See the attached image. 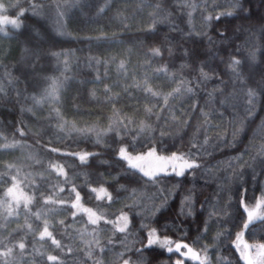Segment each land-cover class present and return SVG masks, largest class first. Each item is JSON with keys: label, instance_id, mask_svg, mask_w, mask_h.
<instances>
[{"label": "trees", "instance_id": "obj_1", "mask_svg": "<svg viewBox=\"0 0 264 264\" xmlns=\"http://www.w3.org/2000/svg\"><path fill=\"white\" fill-rule=\"evenodd\" d=\"M234 2L0 0L7 9L0 12L20 22L4 39L0 34V88L6 93L0 100V201L9 199L4 194L13 176L31 197L19 215L8 217L0 205V251L12 247L10 257L19 264H55L48 256L59 264H123L121 254L132 264L155 229L160 239L202 254L206 248L208 264H243L233 245L246 219L244 206L264 199V0H240L239 8ZM217 14L219 20L206 21ZM156 48L162 55H153ZM233 59L240 61V79L230 67ZM160 67L171 76L157 72ZM201 68L209 79L201 80ZM178 77L193 91L185 92ZM53 79L63 88L59 102L50 103L42 96ZM145 80L157 96L142 90ZM249 89L257 94L251 113ZM142 122L152 131L140 133ZM74 129L103 135L97 142L96 132L84 136ZM9 143L16 147L5 148ZM121 147L134 155L152 148L163 156L182 154L200 166L153 182L125 171ZM81 153L91 155L81 162ZM61 166L66 175L57 174ZM72 186L81 197L76 209L69 206ZM101 188L111 194L110 203L96 198ZM49 196L57 202L45 204ZM84 208L111 222L89 223ZM121 214L125 232L117 230ZM45 221L61 247L39 238ZM244 238L264 243L262 222L250 225ZM19 242L23 252L15 247ZM143 259L175 264L183 258L153 245Z\"/></svg>", "mask_w": 264, "mask_h": 264}, {"label": "snow or ice", "instance_id": "obj_2", "mask_svg": "<svg viewBox=\"0 0 264 264\" xmlns=\"http://www.w3.org/2000/svg\"><path fill=\"white\" fill-rule=\"evenodd\" d=\"M79 0H77V3ZM13 5L9 4V7H12ZM187 7H190L192 9H195L197 5L195 4H187ZM33 9L35 6H32ZM159 7V6H158ZM233 8H239L242 7L240 0H235V2L232 5ZM0 11H7L3 3H0ZM100 11H103V8L100 9ZM24 14L23 10L19 11V15L22 16ZM190 15V13H189ZM223 15L231 16V12L223 13ZM158 19H167L166 16L158 17ZM206 21H211L213 19L219 20L220 15H209L205 17ZM0 24H11L13 28H19V24L17 23V19H9L7 16H5L2 20H0ZM0 31H3V29H0ZM34 55L38 56V53H35ZM54 55H59V54H54ZM153 55L154 56H160L162 55L161 51L159 48L153 49ZM252 59L255 58L254 53L251 54ZM240 64V61L237 59H233L230 62V67L232 69V72L235 76V78L240 79V73L238 71V66ZM121 68H123V64L120 65ZM183 67V65H182ZM157 72L164 73L166 76H171V73L168 72L166 67H160L157 69ZM200 76L201 80H207L209 79L208 73L204 72V70L201 68L200 69ZM177 80L179 81L180 84L184 85V91L185 92H192L193 89L192 87L188 86V82L184 81L183 78L178 77ZM11 81H9L10 83ZM175 82V81H174ZM139 86V85H137ZM63 88V82L62 81H57V80H52L49 87L44 90L42 99L47 100L50 103L53 102H59L60 99V91ZM143 91L150 93L152 96H157L158 93L154 92L153 89L148 85L147 81L145 80L144 85H143ZM174 91L176 93L181 92V88L177 86ZM5 89L0 88V100L4 99L5 95ZM248 103L249 105H252V107L249 108V113L254 111L255 108V101L257 98L256 92L253 90L249 89L248 90ZM35 102L37 104L41 103L42 100H36L35 97H33ZM168 102V97H164V104L166 105ZM31 109H29L30 111ZM147 112H151V109H146ZM119 115V114H117ZM119 123L121 126L125 129H127V124L123 123V120H119ZM131 123V121H129ZM75 131L79 132L80 134L87 136L90 132H96L97 134V142H99V137L103 135L102 133L96 131L95 129H74ZM108 131H117V129H113L111 126H109ZM140 133H144L145 131L151 132L152 129L150 126L143 124V122L140 125L139 129ZM23 135V132L20 133ZM127 134V133H125ZM163 135V133H161ZM135 139V137L133 138ZM206 142V141H205ZM195 146V145H194ZM5 148H12L16 147V144H5ZM52 151H58L57 149H52ZM135 151V149H133ZM68 155H71V153H66ZM78 158L81 162H85L91 153H81L77 154ZM118 157L120 160H123L126 164V169L125 171L132 170L134 172L140 173L143 177H147L148 180L157 182V177L160 176L162 173L164 175H169L172 173H175L177 176H183L185 171L188 169L192 168H197L200 165L195 162L194 159L190 160L189 158H186L184 155H177V154H172L171 156L165 157V156H160L157 154L156 149L152 148L149 149L148 152L142 153V154H133L130 153L127 149V147H121L118 153ZM150 160H155L160 162V164H153L150 163ZM170 162H178V163H170ZM12 167V166H9ZM52 167L55 169V165H52ZM170 170V171H169ZM58 175H66L63 171V167L61 166L57 170ZM13 184L11 187H9L4 194L7 198L4 201H0V205H2L7 213V216L10 217L14 213L16 215H19V208L21 203L24 205V209L27 212L28 210V205L31 203V197H27L23 194V191L21 190L20 192H17L18 184L15 183L16 177L13 176L12 178ZM3 180L0 179V183H2ZM41 192L43 189H39ZM63 188H60V191H63ZM91 191L93 193L97 192V189L92 188ZM103 195H97V199H104L105 197L107 198V201L110 203L112 200L111 194L106 191V189L101 188L99 190ZM70 193H75L74 197V202H71L69 206L73 209L78 208L80 206V193L76 191V188L72 186L70 188ZM186 200L189 202L188 203V209H187V214H191V203H190V196L186 197ZM43 202L45 204L47 203H56L57 201L52 200V198L49 196L47 198H44ZM60 204L66 203L63 199L59 201ZM15 205V208L13 207ZM264 206V199L261 200V202L257 203L256 209L258 210ZM83 211L87 214L88 217V222L96 225L101 219H104L105 223H110L108 219L104 218L103 215H97V212L93 211L90 208H84ZM184 209L182 208V213H184ZM244 212L246 213V219L244 220L242 224V231L236 235V239L234 241V248L235 250L239 253V258L240 260L243 261V264H264V243H253V244H248L243 240L244 233L249 230V226L252 225L255 221L262 222V226H264V214H257L256 210H249L247 205L244 206ZM214 214V213H213ZM37 218H39V213H35ZM73 216H75V213H73ZM7 219V217L5 218ZM117 220H123L125 223L123 226L117 225V230L120 232H125L127 229V217L124 214H121ZM62 223V222H61ZM29 230H31V225H28ZM48 238L51 241V244L55 245L57 248L61 247L60 241H58L52 234V232L49 231L47 221H45L43 230L40 232V239L44 240L45 238ZM252 239H255V229H253L252 232ZM98 243V242H97ZM153 245H158L160 248H164L167 250L168 253H172L175 251L176 253L179 254L180 257L183 259H177L175 264H184V260H191L196 262V264H208V256H207V249L204 248L203 254L201 252H198L194 250L193 247H190L186 243H173L170 239H160L158 235L156 234L155 229H152L148 233V239L147 243L144 245L143 248H137L136 253H137V260L135 262H132V264H144V249L145 248H151ZM15 247H18L21 252H23L25 248V244L23 242H19ZM181 249H184L186 251H182ZM131 248H126L125 251H131ZM70 252L71 249H68ZM100 251H103V249H100ZM13 252L12 247H8L7 245H4V250L0 251V259H2V264H10V261L8 257L11 256ZM91 255V253H89ZM122 262L123 264H130L132 261L131 257H128L127 259H123V254H121ZM47 259L49 261L55 262V264H59V258L57 256H48Z\"/></svg>", "mask_w": 264, "mask_h": 264}, {"label": "rangeland", "instance_id": "obj_3", "mask_svg": "<svg viewBox=\"0 0 264 264\" xmlns=\"http://www.w3.org/2000/svg\"><path fill=\"white\" fill-rule=\"evenodd\" d=\"M3 12H0V20H2L5 16H7L9 19H16V18H11L8 14H2ZM17 23L20 25V22L17 20ZM11 28V29H16V28H13V26L11 25V24H0V29H3V31H0V34H1V36L3 37V39L5 38V35H7V32H6V29L7 28ZM1 38V37H0ZM159 155V154H158ZM160 156H163V155H160ZM169 156H171V155H169ZM165 157H168V156H165ZM150 163H153V164H160V162H158V161H155V160H150L149 161ZM170 163H178V162H170ZM170 171V170H169ZM163 174V173H162ZM161 174V175H162ZM172 174H175V173H172ZM21 191V189L18 187L17 188V192H20ZM23 191V190H22ZM23 194L25 195V196H27L25 193H24V191H23ZM28 197V196H27ZM259 202H261V201H259ZM258 202V203H259ZM23 205V203H21V205L20 206H22ZM256 205L257 204H255L254 206H252V207H248L249 208V210H256L257 211V214H264V206H262L261 208H259L258 210L256 209ZM13 207L15 208V205H13ZM81 211H83V209H81ZM84 212V211H83ZM256 222V221H255ZM125 223V221H122V226H123V224ZM245 234V233H244ZM47 238V237H46ZM243 240L245 241V242H247L246 240H245V238H244V236H243ZM248 243V242H247ZM248 244H251V243H248ZM182 251H186V250H184V249H181ZM173 252H175V251H173ZM176 253V252H175ZM11 258V257H10ZM16 260H19V259H17V258H11V259H9V261H10V264H19V262L18 261H16ZM185 260H187V259H185ZM188 261H190V262H192V263H196V262H194V261H191V260H188Z\"/></svg>", "mask_w": 264, "mask_h": 264}]
</instances>
